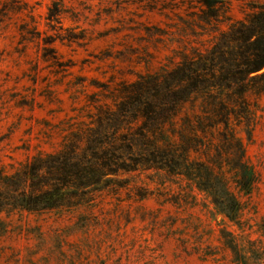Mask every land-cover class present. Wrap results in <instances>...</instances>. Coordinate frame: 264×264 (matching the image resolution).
I'll return each instance as SVG.
<instances>
[{
	"label": "rangeland",
	"instance_id": "rangeland-1",
	"mask_svg": "<svg viewBox=\"0 0 264 264\" xmlns=\"http://www.w3.org/2000/svg\"><path fill=\"white\" fill-rule=\"evenodd\" d=\"M214 2L0 0V174H23L34 156L53 161L62 151L102 170L76 192L75 206L0 211V264H238L232 239L256 264L252 247L264 251V93H250V113L236 118L231 91H211L258 173L239 224L165 164L162 134L147 131L141 112L153 97L140 102L142 90L164 88L186 55H214L219 34L264 4ZM211 10L217 16L205 21ZM203 104L193 95L175 127L166 126L171 144ZM224 132L222 122L207 139L222 145Z\"/></svg>",
	"mask_w": 264,
	"mask_h": 264
},
{
	"label": "trees",
	"instance_id": "trees-1",
	"mask_svg": "<svg viewBox=\"0 0 264 264\" xmlns=\"http://www.w3.org/2000/svg\"><path fill=\"white\" fill-rule=\"evenodd\" d=\"M204 4L208 9L215 6L214 0H205ZM54 7L55 15L62 12L58 6ZM215 15L213 10L205 12L204 20H211ZM217 43L220 45L216 46L214 55L182 57V64L169 75L170 82L166 81L164 88L152 95L142 90L140 102L153 97L150 98L152 103L149 99L143 103L141 112L147 131L162 134L165 149L157 151L162 153L165 164L192 187L211 197L217 210L231 222L239 224L245 208L244 198L251 196L258 173L246 156L241 138L230 127L229 109L221 105L211 91H231L229 100L239 109L236 118L250 113L247 102L250 93H264V4L221 32ZM193 95L204 99L203 109L200 114L193 115V120L185 121L181 133L172 132L179 140L176 145L171 144L165 134L166 126L175 127L177 117ZM222 122L225 124L223 144L214 145L207 138ZM252 133V130L247 131L249 139ZM211 145L215 146L216 153H212ZM66 155L62 151L53 161V156H34L23 174L5 176L1 173L0 211L24 209L43 213L77 205V193L98 182L102 170L96 168L93 161L69 160ZM103 158L111 160L109 153ZM226 245L236 254L238 264H248L234 239ZM250 252L256 264H264V251L260 246L254 245Z\"/></svg>",
	"mask_w": 264,
	"mask_h": 264
}]
</instances>
